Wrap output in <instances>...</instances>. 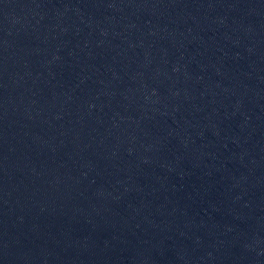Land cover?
<instances>
[{
	"label": "water",
	"instance_id": "95a60500",
	"mask_svg": "<svg viewBox=\"0 0 264 264\" xmlns=\"http://www.w3.org/2000/svg\"><path fill=\"white\" fill-rule=\"evenodd\" d=\"M0 264H264V0H0Z\"/></svg>",
	"mask_w": 264,
	"mask_h": 264
}]
</instances>
